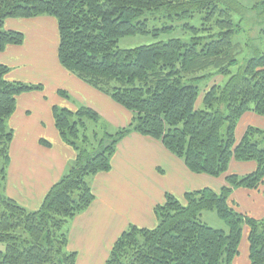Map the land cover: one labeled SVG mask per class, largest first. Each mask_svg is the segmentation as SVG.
<instances>
[{
    "label": "trees",
    "instance_id": "obj_1",
    "mask_svg": "<svg viewBox=\"0 0 264 264\" xmlns=\"http://www.w3.org/2000/svg\"><path fill=\"white\" fill-rule=\"evenodd\" d=\"M250 15L264 42V1L247 6L240 0H0V52L25 42L23 32L5 31L9 19L55 18L59 63L134 118L129 127L113 131L85 105L77 110L53 107L56 129L76 159L36 212L0 194V243L6 247L0 264H77V254L67 250L65 227L95 202L92 179L111 171L118 145L132 133L159 141L197 175L225 177L234 161L255 162L257 168L247 176L228 174L220 192L204 188L187 193L185 203L168 193L155 209L158 227L123 232L106 264H234L245 228L249 264H264V219L230 203L234 191L264 186V130L252 126L241 141L236 137L248 112L264 117V50L250 39L243 43L244 34H251L252 28L245 29ZM161 16L189 20L185 30L191 40L173 38L127 50L118 46L123 39L151 32L158 36L167 27L152 28L150 22ZM247 46L254 56L232 75ZM10 71L0 64L4 165L10 164L14 134L7 122L17 97L45 89L9 82ZM217 75L228 81L202 93L200 84ZM58 94L70 99L65 91ZM199 101L203 107L198 108ZM205 211L217 213L228 232L204 223Z\"/></svg>",
    "mask_w": 264,
    "mask_h": 264
},
{
    "label": "crops",
    "instance_id": "obj_2",
    "mask_svg": "<svg viewBox=\"0 0 264 264\" xmlns=\"http://www.w3.org/2000/svg\"><path fill=\"white\" fill-rule=\"evenodd\" d=\"M30 20L9 19L6 22L5 30L23 32L25 42L0 52V64L10 68L9 82L24 84L30 81L46 86L44 91L18 96L17 108L9 121L14 140L9 152L6 190L10 199L36 212L41 209L52 186L61 180L76 159L75 151L64 143L53 118V107L77 110L58 94L60 90L76 95L82 105L97 111L113 130L129 127L134 118L110 96L79 80L59 63L58 26L59 40L54 50L57 59L48 60V66L47 61L38 56L43 47H29L27 33L40 31L42 28L37 27L43 25L39 23L40 19L33 23ZM53 20L57 34V21ZM29 25L31 28L27 31L24 27ZM47 69L55 74L51 80L36 74L40 72L49 77ZM252 126L264 130V117L248 112L238 124L237 140L241 141L247 128ZM112 165L109 173H99L92 179L95 202L68 224L67 249L77 254V264H106L114 243L131 227L156 229L159 222L155 209L165 203L168 193L185 203L187 193L204 188L220 192L228 174L247 176L257 168L255 162L234 161L225 177L197 175L159 141L138 133H132L120 142ZM263 191L264 186L260 190L240 188L234 191L230 203H235L241 213L263 220ZM244 230L247 235V229ZM242 251L248 260L245 258L240 264H249L247 247Z\"/></svg>",
    "mask_w": 264,
    "mask_h": 264
},
{
    "label": "rangeland",
    "instance_id": "obj_3",
    "mask_svg": "<svg viewBox=\"0 0 264 264\" xmlns=\"http://www.w3.org/2000/svg\"><path fill=\"white\" fill-rule=\"evenodd\" d=\"M240 1L243 2L247 6H253L254 4L263 2L264 0H240ZM38 19L41 20V21H39V23H41L43 25L41 27H37V28H42V29L40 31H33V32L27 33L26 39L28 37V41H30L29 47L31 49H33L34 46L43 47V49H41V52L38 51L39 52L38 56L41 57L44 61H47V63L49 64L48 66H50V63L48 60L57 59L56 51H54L55 48L57 47V42L59 40L58 39L57 24H56V28H57V34H56V30H55V28H53L54 20L51 19V17L49 18V16H44V17L33 18L30 20L31 21L30 23H33L34 20H38ZM198 20L199 19H197L196 22H191V23L193 25H196V24L198 25V22H197ZM250 20H252V21H250L246 24L245 29L249 30L252 28L251 34L249 37L247 34H244V36H243L244 42L243 43H244V45L247 44V42L250 39V41H253V43H254V45H256V47H259L261 50H264V42L262 40H260V34H258V32L256 31V27H255L256 23L253 22L254 21L253 15H250ZM188 22H189V20L179 21L177 18H175L172 21L169 18H163L162 16L158 17L157 20L151 19L150 24L152 25V28L156 27L158 29H161L162 27H167V29L165 31H162V33L156 32L155 34H158V36L154 35L151 32L149 36H138V37H134V38L123 39L119 42L118 46L124 50L136 49V48H139V46H150L151 44L162 42V41L167 42V41L173 40V38H178V39L183 40L184 42L185 41L189 42L193 35L185 30V25ZM24 28L27 31H29L31 27L29 25V27L26 26ZM257 34H258V38H257ZM253 56H254V54L251 52L250 48L248 46L245 47L243 53L240 54V57L238 59V64L233 66L232 75L238 73L239 70L242 67H244L245 62ZM40 66H42V65H40ZM36 74L40 77L41 76L44 77V79H46V80H47V78L49 80H51L55 76V74H52V72L48 71V69H47V74L49 75V77H46V75L45 76L41 75L40 72H36ZM227 81H228L227 77H223V76L221 77L219 75L212 77L207 81L205 80L200 84L201 90L203 91L202 93H204V91L207 88L211 87L215 83L222 86ZM28 82L27 83L25 82V84H28L29 86L30 85L36 86L39 84V83L33 84L30 81H28ZM68 96L70 97V99H67V101L71 105L76 106L77 108L83 106L81 101L79 100V98L76 95L71 94ZM199 103H198V105H199L198 108L203 107V103L200 101H199ZM10 119L7 122L8 128H9V130H13L12 125L9 122ZM113 131H116V130H113ZM8 168H9V165L8 164L4 165V160H3V158L0 157V194L3 197H6L9 199L11 197L9 196V194L7 193V190H6L7 189V183H8V181H7V175H8V171H9ZM3 177H4V179H2ZM89 182H90V179H89ZM27 211L33 212L30 209ZM201 220H203L204 223H207L210 227H212L215 230L220 229V230H224V231L228 232V228H227L226 223L222 219H220L218 217L217 213H215V212L205 211L202 214ZM67 228H68V226L65 227L64 232H66ZM246 247L248 249L247 236L244 238V244L241 247V252H240L241 254L236 258V264H240L241 261H243L246 258L245 254L242 251V248L245 251ZM5 248H6L5 245L0 243V251L5 252ZM246 260H248V258H246Z\"/></svg>",
    "mask_w": 264,
    "mask_h": 264
}]
</instances>
